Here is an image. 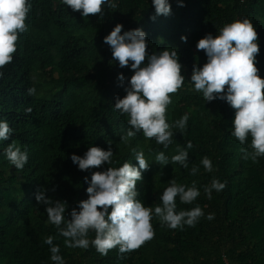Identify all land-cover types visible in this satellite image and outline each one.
Wrapping results in <instances>:
<instances>
[{"label":"trees","instance_id":"trees-1","mask_svg":"<svg viewBox=\"0 0 264 264\" xmlns=\"http://www.w3.org/2000/svg\"><path fill=\"white\" fill-rule=\"evenodd\" d=\"M28 2V30L19 37L13 62L0 69V120L13 129L7 141H0V264H53L49 246L43 243L49 235L56 237L54 244L60 246L65 264H264V157L255 164L243 159L242 146L231 136L234 110L221 100L206 103L190 83L193 65L206 62L204 52L196 49L198 40L243 18H249L258 32L257 67L264 79V0H169L171 14L155 21L150 19L155 15L152 0H112L117 8L105 6L101 17L88 18L62 0ZM117 23L123 31L141 28L147 34L149 55L165 48L178 50L185 83L172 95L167 120L172 124L185 113L189 120L183 134L172 129L167 149L154 139L146 140L142 132L127 144L120 143L128 117L114 109L115 97L125 95L117 75L130 78L133 73L119 68L103 43ZM30 87L36 89L33 96L27 95ZM12 141L28 152L22 171L4 156ZM108 141L114 152L110 167L125 161L138 166L131 149L144 151L150 169L137 182V191L145 206L161 203L158 197L171 179L188 186L196 181L201 195L191 205L177 198V211L198 204L205 217L214 213L215 218L202 217L195 227L170 230L154 216L155 238L123 259L118 248L107 256L91 245L87 250L66 248L56 227L47 223L45 206L37 205L35 194L44 188L53 200H66L65 215L70 219L71 209L87 199L83 178L90 180L92 172L104 170L79 171L70 156H83L91 146L107 150ZM188 141L193 147L187 149L189 167L184 169L170 158ZM250 142L251 137L243 147ZM160 151L169 157L167 166L155 163ZM204 156L213 162L212 173L200 163ZM193 165L199 168L196 175H191ZM213 178L227 185L222 192L213 191L209 200L204 186ZM93 238L90 232L89 239Z\"/></svg>","mask_w":264,"mask_h":264},{"label":"clouds","instance_id":"clouds-1","mask_svg":"<svg viewBox=\"0 0 264 264\" xmlns=\"http://www.w3.org/2000/svg\"><path fill=\"white\" fill-rule=\"evenodd\" d=\"M62 3L73 12H80L83 18L101 17L105 6L109 9L118 7L112 0H62ZM152 5L155 15L150 19L153 21L157 16L171 14L169 0H152ZM178 6L183 7L184 4ZM30 9L28 0H0V69L13 62L19 37L28 30L26 20ZM258 39V32L249 18L226 23L215 36L208 33L198 40L196 49L204 52L206 62L202 67L194 64L190 76L194 90L202 93L206 103L221 100L234 110L231 136L242 146V158L254 164L264 157V79L257 67L260 53ZM181 41L186 43L187 37L182 36ZM103 43L110 47L112 61L118 62L121 69L130 68L133 73L130 78L123 73L117 75L125 95L123 98L119 95L115 97L114 109L128 117V129L120 137V143L127 144L130 138L142 132L146 140L154 139L167 149L174 136L172 129H179L183 134L189 120L188 113L172 124L167 120L172 95L178 93L185 83L184 66L179 60L178 50L165 48L149 55L147 34L141 28L123 31V25L119 23L103 38ZM35 93V87L27 90L29 96ZM25 111L30 114L32 108L28 107ZM12 132L9 123L0 120V141H7ZM249 137L250 145L243 147ZM107 143V150L91 146L83 156H70L79 171L104 169L92 172L90 180L88 176L83 178V182L88 184L85 190L87 199L78 201L77 206L71 209L68 213L70 219L65 215L68 210L66 200H53L46 195L47 189L44 188L35 194L37 205L45 206L47 223L56 227L57 234L64 238L66 248L87 250L91 245L101 256H107L110 250L118 248L119 258L123 259L125 254L139 250L155 238L154 216L159 218L161 227L170 230L195 227L202 217L209 221L215 218L214 213L205 217L198 204L189 210L177 211V198L181 204L191 205L201 195L196 181L188 186L171 179L169 186L158 197L161 203L154 207L145 206L138 199L140 193L137 191V182L142 181L143 172L150 169L144 151L131 149L138 166L125 161L122 166L110 167L114 152L112 141ZM192 147V142L188 141L186 148L178 149V154L171 156V163L188 169L187 149ZM4 156L15 169L21 171L29 159L27 150L22 151L15 141L7 145ZM170 161L163 151L155 155V163L161 167L167 166ZM200 163L206 172L214 171L208 156H204ZM198 172L199 168L193 165L191 175ZM226 185V181L213 178L210 184L204 186V194L211 200L213 191L222 192ZM90 232L94 233L91 240ZM55 239L49 235L43 243L49 246L53 264H65L59 254L60 246L54 244Z\"/></svg>","mask_w":264,"mask_h":264}]
</instances>
